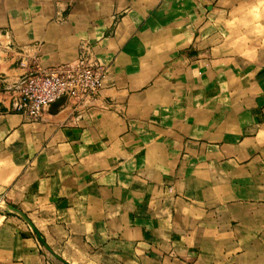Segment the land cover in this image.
<instances>
[{
	"label": "crops",
	"instance_id": "1",
	"mask_svg": "<svg viewBox=\"0 0 264 264\" xmlns=\"http://www.w3.org/2000/svg\"><path fill=\"white\" fill-rule=\"evenodd\" d=\"M79 58L98 95L14 111ZM0 264H264V0H0Z\"/></svg>",
	"mask_w": 264,
	"mask_h": 264
},
{
	"label": "built area",
	"instance_id": "2",
	"mask_svg": "<svg viewBox=\"0 0 264 264\" xmlns=\"http://www.w3.org/2000/svg\"><path fill=\"white\" fill-rule=\"evenodd\" d=\"M103 73L90 62H76L24 75L11 90L17 114L37 121L47 108L68 93V99L95 97L102 88Z\"/></svg>",
	"mask_w": 264,
	"mask_h": 264
},
{
	"label": "water",
	"instance_id": "3",
	"mask_svg": "<svg viewBox=\"0 0 264 264\" xmlns=\"http://www.w3.org/2000/svg\"><path fill=\"white\" fill-rule=\"evenodd\" d=\"M67 99H68V93L65 96L61 97L59 100H57L55 103L51 104L48 107L49 108L48 110H50V111L56 110L58 107H60L61 105H63ZM52 112H54V111H52ZM6 210L8 212H13V213L17 214L19 217H21L23 219V221H25V223L32 229V231L35 233V235L39 239V241L41 243H43L42 237L35 230V228L31 224V222L26 218V216L23 213H21L19 210L15 209V208H13L11 206H6Z\"/></svg>",
	"mask_w": 264,
	"mask_h": 264
}]
</instances>
